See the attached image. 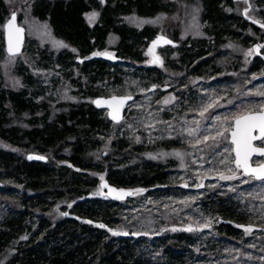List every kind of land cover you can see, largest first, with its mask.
<instances>
[{
    "label": "rangeland",
    "instance_id": "1",
    "mask_svg": "<svg viewBox=\"0 0 264 264\" xmlns=\"http://www.w3.org/2000/svg\"><path fill=\"white\" fill-rule=\"evenodd\" d=\"M39 1L0 0V99L9 116L7 124L13 128L20 125L18 134L33 125L54 123L55 129L64 132L66 143L60 155L55 156L51 148H38L34 141L19 135L8 139L0 135V152H12L18 160L10 167L0 162V180L3 182L0 188V228H6L5 213H16L22 201L23 185L16 180L14 173H19L18 166H22L19 163L28 161L48 167V172H41L40 177L44 180L66 181L56 184L54 191L50 190L47 181L34 188L30 185L32 197L27 198V203L32 212L39 211L37 215L78 218L80 203H95L96 200L109 203L112 200L100 187L103 177L122 189L131 190L132 195L111 209L109 221L112 224L109 226L101 228L98 227L102 224L99 221L78 219L87 224V229L102 230L98 232L109 239L125 235L143 236V245L138 247L141 249L134 253L135 256L143 255L161 263L168 262L169 254L182 252L184 264H264V180L253 176L221 179V176L236 171L229 141L233 120L264 106V95L258 94L264 93V65L260 70L256 69L258 56L264 57L261 46L264 36H257L255 43L251 40L244 43L237 38L238 25L231 27L233 32L218 33L208 19L209 12L203 0H161L162 7L153 16H141L133 9L120 14L118 19L138 31L150 27L156 33L154 36L165 34L175 42L174 46H158L149 51L147 43H141L138 48L140 61L135 62L123 59L117 53L116 38L111 39L105 48H95L82 57L76 46L54 36L49 22L34 13ZM85 1L91 8L86 14L91 25L98 20L104 4L111 2ZM239 3L245 1L234 0L233 5L240 12ZM262 9L264 11V0H251L249 18L264 27V20L259 16ZM13 12L26 29L24 49L15 56L6 52L4 38V23ZM92 13L96 16L90 20ZM251 33V29L244 30L246 35ZM56 42L67 47H59ZM258 45L261 47L257 48ZM253 49L256 51L248 55ZM187 50L194 54L189 63L188 55H185ZM96 53L100 55H94ZM156 57L159 60L154 62ZM99 65L104 66L102 74L97 69ZM148 68L151 69L149 74L145 72ZM114 94L135 96L123 120L114 124L107 118V110L101 109L106 126L91 125L79 129L80 105L88 106L97 96ZM21 98L27 104L25 110L19 105L18 99ZM210 104L211 108L208 107ZM68 127L69 130L64 131ZM217 132H224V135L215 141L209 139L198 143L205 136H216ZM85 136L91 140L92 157L86 165L72 167L70 156L75 144L83 141ZM256 144L264 146V141L258 140ZM116 148L130 153L105 159ZM29 153L44 155L47 161L31 162L27 159ZM263 160V157L255 156L252 162L258 164ZM145 162L154 163L156 170L157 166L162 169L158 171L166 173L162 187L156 184L157 190L151 192L149 187H124L112 182L111 176L115 172L132 168L126 173L133 174L136 167L142 169ZM145 173L149 177V171ZM32 178L30 176L29 180ZM25 179L28 180L26 175ZM143 183L141 179L137 186ZM225 191H232L240 210L246 211L241 223L235 224L239 230L232 236L225 235L222 227L217 228L219 209H214L218 207L215 198L223 196ZM32 214L34 219L38 218ZM141 214L144 215L143 221L137 227ZM34 219L30 218L29 229L13 235L4 244L0 264L14 263L11 260L16 252L23 257L31 243L42 244L41 229L52 230L57 224L52 222L40 228L39 225L48 220L40 222L39 218V222L32 224ZM179 231L194 234L192 238L184 236L191 244L188 246L190 250L186 251L177 243L174 236ZM161 238L163 241L158 240ZM227 239L240 247L230 242L226 244ZM48 243L53 244V240ZM74 244L70 241L65 248ZM90 264H100V259Z\"/></svg>",
    "mask_w": 264,
    "mask_h": 264
},
{
    "label": "trees",
    "instance_id": "2",
    "mask_svg": "<svg viewBox=\"0 0 264 264\" xmlns=\"http://www.w3.org/2000/svg\"><path fill=\"white\" fill-rule=\"evenodd\" d=\"M203 1L205 8L209 12L208 19L211 20L213 27H215L218 33L228 32L229 30L233 32L234 30L231 27L233 25H238V28L236 29L237 38L244 40V43L249 40H251L252 43H255L257 36H264V27L259 26L257 22L249 18L251 0H244V4L239 3L238 8H242L240 12L236 11L233 5L234 0ZM111 2H114V4L111 5ZM111 2L104 4L101 8L98 20L92 25L86 19V14L91 8L85 0H40L34 7V13H36L41 19L49 22L54 36L60 38L66 44L76 46L82 57L89 55L95 48H105L111 39L115 40L117 38L118 42L115 47L117 53L123 59H130L135 62L140 61V58L138 59V48L141 46V43H147L148 49H152L151 42L156 37L154 36L156 33L150 27H145L143 30L138 31L132 26H129V24L120 22L118 17L120 14L128 13L133 9H135L141 16H153L162 7V2L161 0H111ZM228 4L231 5L228 6ZM223 10L226 11L222 12ZM259 13V16L264 20L263 9L262 11H259ZM205 15H207V11ZM263 20L260 21L262 22ZM246 28L252 30L251 35H254V37L244 34ZM261 30H263V32ZM261 46H263L264 49V41L261 43ZM185 55L186 57L187 55L189 57H187V63H189L193 58L192 56H194L193 52H190L189 50L186 51ZM257 62L256 69L260 70L261 65H264L263 55L260 54V56H258ZM102 67L104 66L99 65L97 68L99 72H101L100 74L103 73V70L101 69ZM105 72L106 71L104 70V73ZM145 72L149 74L151 69L148 68ZM1 100L2 98L0 99L1 137L8 139L19 135V137L34 141L38 148H51L52 155H60L62 147L66 143V140L63 139V131L55 129L54 123L47 125L46 122H44L41 126L33 125L32 127L27 128L25 132L23 131L21 134H18L19 128L17 127H20V125H15V128H13V125L10 126L11 124H7L9 116L5 107L3 108ZM18 102L19 105L24 108L23 110L27 108L24 98L18 99ZM80 106L79 113L81 120H79V123L81 127L79 129L85 127L90 128L91 125L99 127H103V125L106 126L105 120L101 118V109L96 108L93 103H89L88 106H85V104ZM66 130H69V127L64 131ZM90 142L91 140H88L87 136L84 137L83 141L76 142L74 153L70 156L72 167L86 165V161L91 159ZM56 144L59 146L54 147ZM129 153L130 152L126 151L121 152L120 148H116L115 151L112 152V155L110 157L107 155L105 159L107 158V160H110L114 155L127 156ZM14 161L18 160L14 157L12 152H0V162L6 167H10L11 163ZM48 161L51 163L52 159L49 158ZM55 163H57V161H55ZM19 164H22V166H18L19 173L16 172L14 175H16V180L19 181V183L22 182L23 185V195L21 196L22 201L19 202L16 213H5L4 223H6V228H0V251L4 247V244H6L13 235H17L21 233L23 229H29L31 227L30 218L34 219L32 213L38 217L34 219L32 224L37 222L39 218L40 222L48 220V222L41 223V225H39L40 228L44 227V225L47 226L48 223L52 222L57 224L52 230H49V228L41 229L42 232L40 233H42L43 239L42 244L31 243L30 246L27 247L28 249H26L23 257H21L20 254L17 255L16 252L12 257L11 261H15L12 264H90L95 259H100V264H184V262H182L184 257L182 252H177L173 255L172 253L169 254L168 262L165 261L161 263L144 258L143 255L135 256L134 253L137 254V251L141 249L138 247H142L143 245V236L138 235L137 237H129L128 235H125L109 239L105 234L98 232L102 230L97 231V229H87V224L78 219L82 217L92 221L96 220L105 226H109L112 224L109 221V218L112 216L111 209H113L114 206L121 204L122 201H109V203H102L100 200H96L95 203H80L77 210L80 217H73L70 219H59V217L56 218L50 214L37 215L39 211L32 212L27 203V198L32 197L30 195V185L34 188L40 185V183L42 184L43 181L45 183L47 180L40 177L41 172H48L49 169L41 163H30L25 161ZM141 166H143V168L140 169V166L136 167L133 174L126 173L127 171H131L132 168H128L123 172H115L114 175L111 176L114 179L112 182H118V184L120 183L124 187L143 186L144 189L149 187L148 189L151 192L157 190V188H155L156 184H158L159 187H162V179L163 176H166V173L158 171L162 169L157 166L156 168L158 170H156L154 168V163L146 164L145 162ZM144 168L146 171H149V177L146 176ZM25 175L28 180L25 179ZM30 176L33 177L32 180H29ZM244 176L247 175L241 169L236 168L235 173L226 177H233L229 180H235L236 178ZM141 179L144 181L143 185L137 186V183L140 182ZM47 182H49L48 186L50 190L54 191L56 190V184L61 182L65 183L66 181L62 180L59 183H54L52 179H49ZM214 203L218 206L214 207V209H219L217 211V228L222 227L221 229L226 233L225 235L232 236V234H235V232L239 230L235 227V224L241 223V219L245 217L243 213L246 211L240 210L238 200L234 199L232 191H225L223 196L215 198ZM0 208L2 209L1 203ZM143 216V214L139 216L136 222L137 227L141 225ZM39 230L40 229L36 231L35 236L39 233ZM136 230L139 232L143 231L141 229ZM193 235L191 233L188 234L187 232L179 231L174 237L177 239V243L182 244L183 248L188 251L190 250L188 246L191 244L186 242L188 239L184 236L192 238L194 237ZM52 240L53 244H49L48 242H51ZM158 240L163 241L162 238ZM70 241H73L75 244L70 248H65ZM227 242L234 244L238 248V243L232 242L228 239L226 244ZM192 251L194 252V250ZM98 252L102 253L97 256Z\"/></svg>",
    "mask_w": 264,
    "mask_h": 264
},
{
    "label": "snow or ice",
    "instance_id": "3",
    "mask_svg": "<svg viewBox=\"0 0 264 264\" xmlns=\"http://www.w3.org/2000/svg\"><path fill=\"white\" fill-rule=\"evenodd\" d=\"M96 16V13H92L89 16L90 20H93ZM15 19H16V14L13 13L11 18L7 21V23L4 25V28L8 31V51L10 54H15V50L18 49V45H19V34L22 32V28L17 27L15 25ZM163 37H158L157 40H162ZM57 45L59 47H67V45H64L60 42H56ZM154 46L156 42H153ZM165 43H171L170 41H165ZM261 46H257V48H259ZM73 51H75V49H73ZM149 51H152V49H150ZM256 51V49L250 50L249 53H247L248 55H251L252 52ZM94 55H100V53H96ZM159 58L156 57V61H158ZM259 95H264V93H258ZM130 99V97L128 98ZM167 102V101H166ZM94 103L97 104V106H100L102 103H106L109 107H111L113 109L112 112L109 113V115L111 116V118L113 120L117 119V115L118 112L120 110V107L124 104V100L123 99H116L115 97H113L111 100L108 101H94ZM209 108L212 107V105H208ZM205 111H207V109H205ZM203 116V112L200 113ZM224 131H227V129H225ZM254 133H258V135L254 134ZM191 134V133H190ZM224 132H217L216 136H212V137H208L205 136L203 138V141H198L199 142H207L209 139H212L213 141H215L217 139L218 136H223ZM231 136H232V144H234L235 147V153H236V165L237 167H241V161L243 159L244 162V168H245V173H251L252 175H254L257 179H261L264 180V165L258 167V168H254V169H249L248 165H247V161L250 158V156L253 153H257L261 156H264V147H254L253 146V141L255 140H261L264 141V106L261 107V111L258 114L255 115H246V116H240L235 118V128L234 130L231 132ZM227 150V149H226ZM177 156H179V153H176ZM33 157H29V159H32ZM37 159H43V157H36ZM233 177H226V176H221V179H232ZM101 180H103V177H101ZM102 187H104V185H102ZM110 191H116L115 189H110ZM140 191V190H137ZM122 195H127L129 193H121ZM116 198H120L119 196H117ZM71 206V205H69ZM98 227L103 228L104 225L100 224L98 225ZM205 227H207V225H205ZM189 231H191L192 229H188ZM246 231H249V229H246ZM114 235L117 233H113ZM127 234V233H124Z\"/></svg>",
    "mask_w": 264,
    "mask_h": 264
},
{
    "label": "water",
    "instance_id": "4",
    "mask_svg": "<svg viewBox=\"0 0 264 264\" xmlns=\"http://www.w3.org/2000/svg\"><path fill=\"white\" fill-rule=\"evenodd\" d=\"M13 13L16 14L15 25L17 27L22 28V32L19 34V45H18V49L15 50V54H10L9 51H8V31L4 28L5 50L11 56L18 55V54H20L23 51L24 45H25V40H26V29H25V27L23 25H21L19 23L17 13L16 12H13ZM13 13H11L10 17L5 21L4 25L11 18V16H12ZM158 37H163V39L158 41L157 40ZM165 41H170L171 43H165ZM153 42H156L155 43V46H154V43ZM164 45H172V46H174L175 45V42L171 38H169L167 35H165V34H157L156 37L154 38V40L151 42L152 51L155 50L156 48H158V46H164ZM113 97H115L118 100H120V99H123L124 100V104L120 107V110L118 112V115H117V119L116 120H113L111 118V116L109 115V113L112 112L113 109L111 107H109L106 103H102L100 106H97V104L94 103V101H97V100H100V101H108V100H111ZM129 97H130V99H128ZM134 98H135V96L132 95V94H114V95H110V96H97V97H95L93 99L92 103L98 109H106L107 110L108 118L113 123H120L123 120V118H124V114H125V111H126L128 105L134 100ZM260 111L261 110L247 112V113L241 114V115H239L237 117L246 116V115H255V114L260 113ZM234 128H235V119L233 120V126H232V128L229 130V141L230 142L232 141L231 132L234 130ZM254 134L258 135V133H254ZM257 141L258 140H255V141L252 142L254 147H264V146H261V145H257L256 144ZM235 147L236 146L234 144H232L233 155H234V161H233V163H234V166L236 168H238L237 165H236V162H235L236 161V153H235V150H234ZM30 156L33 157V158L32 159H29ZM255 156L263 157L264 158V156H261V155H259L257 153H253L250 156V158L248 159V161H247V165H248V168L249 169L258 168V167L264 165V160L261 163L254 164L252 162V159ZM36 157H43V159H37ZM27 159L29 161H31V162H37V161L46 162L47 161V157L46 156L41 155V154H38V153H29L27 155ZM239 169H241L245 173L243 159L241 161V167H239ZM246 175L247 176H253L255 179H257L250 172L247 173ZM258 180H260V179H258ZM102 185H104V187H102ZM2 187H3V182L0 180V188H2ZM100 187L103 190L106 191V195L112 201H117V202L124 201V200L128 199L132 195V191L131 190L122 189V188H120V187H118V186L110 183L107 179H103V180L100 181ZM110 189H115L116 191L113 192V191H110ZM121 193H129V194L122 195ZM117 196H119L120 198H116Z\"/></svg>",
    "mask_w": 264,
    "mask_h": 264
}]
</instances>
